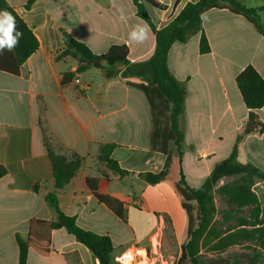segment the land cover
<instances>
[{"label": "crops", "instance_id": "crops-1", "mask_svg": "<svg viewBox=\"0 0 264 264\" xmlns=\"http://www.w3.org/2000/svg\"><path fill=\"white\" fill-rule=\"evenodd\" d=\"M6 1L34 34L38 49L17 76L0 71V165L6 169L0 178V264H18L15 236L26 239L31 220H55L45 203L46 194L54 190L46 145L60 155L83 159L76 175L59 190V209L74 217L83 230L110 237L113 264H143L148 250L161 259L158 264H172L186 241L187 217L168 186L148 185L139 177L160 173L165 163V156L150 147L152 119L147 99L128 84L141 80L106 79L99 69L90 68L62 84L63 75L75 72L78 62L72 57L55 60L64 49L61 29L96 55L113 45H125L130 63L152 57L154 34L150 30L143 44L129 39L132 28L145 23L136 16L131 0H35L29 10L24 9L26 0ZM155 1L164 8L146 6V10L159 29L197 0ZM236 1L248 8L264 5V0ZM121 11L126 23L120 21ZM201 26L208 54L199 53L196 34L172 44L166 60L168 71L186 87L179 117L181 170L194 189L230 156L246 122L247 110L235 77L251 65L264 80V38L252 24L227 9H211L201 16ZM255 113L264 123V106ZM108 144L115 145L110 159L128 173L124 177L98 161L101 147ZM237 161L264 175V133L243 138ZM88 178L97 180L99 194L123 203L124 221L94 198ZM252 191L260 201L264 222V180H257ZM223 254L207 255L218 260ZM26 264L99 262L64 229H55L48 254L30 249Z\"/></svg>", "mask_w": 264, "mask_h": 264}, {"label": "trees", "instance_id": "trees-1", "mask_svg": "<svg viewBox=\"0 0 264 264\" xmlns=\"http://www.w3.org/2000/svg\"><path fill=\"white\" fill-rule=\"evenodd\" d=\"M34 1L26 0L24 9L29 10ZM131 1L136 16L148 24L155 36L152 57L145 62L130 63L127 58L128 48L125 45H113L104 54L96 55L85 44L61 29L64 49L55 55V60L72 57L78 62L75 72L65 73L61 82L65 84L74 75L90 68L99 69L106 79L134 77L141 80L140 84L129 82L128 84L142 91L147 99L152 119L150 147L152 151L165 156V163L160 173H145L139 177L148 185L163 183L168 186L186 214V241L180 247L176 264H210L207 262L208 253L221 255L234 247L251 251L246 264H262L264 222L261 219L260 201L251 189L253 183L243 188H231L227 184L217 187V184L224 177L236 175L255 176L264 180V175L257 169L237 161L239 145L243 138L251 133H264V123L255 113L264 106V80L251 65L246 66L235 77L236 88L247 110L246 122L236 137L230 156L217 163L204 184L199 189H194L187 185L181 170L183 132L179 117L184 111L186 87L184 82L175 79L168 71L166 60L172 44L184 43L196 34H199V53L206 55L210 52L208 40L201 26V16L211 9H227L243 17L264 38V25L259 21V13L264 12V5L248 8L236 0H197L187 3L168 25L157 29L148 16L146 6L158 9L164 7L155 0ZM5 9L16 18L18 30L23 32V38L14 51L5 50L0 54V71L17 76L21 65L38 49V41L8 2L0 0V10ZM171 146L175 147V151L171 150ZM114 147V144L102 146L98 161L104 163L119 177H124L128 173L110 159ZM46 151L52 166L54 190L46 194L45 203L54 212L55 220H31L27 238L15 236L18 264H26L30 249L37 254L47 255L50 250V234L55 229H64L72 235L94 255L99 264H113L110 237L83 230L76 224L74 217L63 214L59 209V190L76 175L83 159L76 154L60 155L50 145H46ZM5 175L6 169L0 165V178ZM86 184L99 203L104 204L120 220H125L124 205L121 201L99 194L96 179L88 178ZM214 195L222 196L229 207L221 215L215 207ZM244 209L249 210L247 222L237 227L225 226L235 219L232 217L233 214L244 212ZM234 264L239 263L235 261Z\"/></svg>", "mask_w": 264, "mask_h": 264}, {"label": "rangeland", "instance_id": "rangeland-1", "mask_svg": "<svg viewBox=\"0 0 264 264\" xmlns=\"http://www.w3.org/2000/svg\"><path fill=\"white\" fill-rule=\"evenodd\" d=\"M259 21H260V24L264 23V13L259 14ZM257 180H260V182L262 181V179H259L255 176L248 177L245 175H236V176L226 177L225 179H222L218 183V186L220 187L222 185L227 184L231 188H243L253 183V186L251 187L252 189ZM261 200L264 202L263 197ZM214 203H215V207L218 210L219 215L223 214V212L229 209L228 205L226 204L225 199L222 196L214 195ZM232 217H234L235 219L228 222L225 226L237 227L239 224L247 222L249 218V210L244 209V212L233 214ZM247 229H250V228L247 227ZM146 256L147 258L145 259L143 264H158L161 260L159 259V257L155 258V256L151 253V251L149 252V250L147 251ZM250 256H251V251H245L243 250V248L234 247V248L229 249L227 252H225V254H223L218 260H216V258L214 257L208 256L207 262H209L210 264H234L235 261H238L239 264H246ZM172 264H176V258ZM186 264H189V263H186ZM262 264H264V261H262Z\"/></svg>", "mask_w": 264, "mask_h": 264}, {"label": "clouds", "instance_id": "clouds-1", "mask_svg": "<svg viewBox=\"0 0 264 264\" xmlns=\"http://www.w3.org/2000/svg\"><path fill=\"white\" fill-rule=\"evenodd\" d=\"M120 21L127 22V17L121 11ZM150 28L147 23L137 24L129 32V39L137 44H143L149 38ZM23 38V32L18 30L16 18L11 12L0 10V54L3 51H14Z\"/></svg>", "mask_w": 264, "mask_h": 264}, {"label": "built area", "instance_id": "built-area-1", "mask_svg": "<svg viewBox=\"0 0 264 264\" xmlns=\"http://www.w3.org/2000/svg\"><path fill=\"white\" fill-rule=\"evenodd\" d=\"M73 82H74L76 85H79V84H80V81H79V79H77V78H75V79L73 80Z\"/></svg>", "mask_w": 264, "mask_h": 264}]
</instances>
